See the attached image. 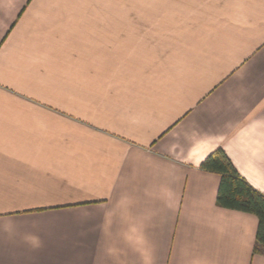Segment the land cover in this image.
Segmentation results:
<instances>
[{
    "label": "crops",
    "instance_id": "obj_1",
    "mask_svg": "<svg viewBox=\"0 0 264 264\" xmlns=\"http://www.w3.org/2000/svg\"><path fill=\"white\" fill-rule=\"evenodd\" d=\"M219 148L264 195V0H0V264H264Z\"/></svg>",
    "mask_w": 264,
    "mask_h": 264
},
{
    "label": "trees",
    "instance_id": "obj_2",
    "mask_svg": "<svg viewBox=\"0 0 264 264\" xmlns=\"http://www.w3.org/2000/svg\"><path fill=\"white\" fill-rule=\"evenodd\" d=\"M220 176L216 203L220 207L252 213L257 217L253 253L264 255V195L251 187L234 168L222 149L211 152L199 165Z\"/></svg>",
    "mask_w": 264,
    "mask_h": 264
}]
</instances>
